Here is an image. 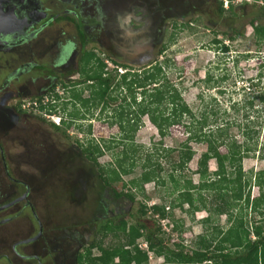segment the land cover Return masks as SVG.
Segmentation results:
<instances>
[{
    "label": "rangeland",
    "instance_id": "rangeland-1",
    "mask_svg": "<svg viewBox=\"0 0 264 264\" xmlns=\"http://www.w3.org/2000/svg\"><path fill=\"white\" fill-rule=\"evenodd\" d=\"M40 1L46 10H50L48 15L53 24L43 31V41L40 36L32 42H25L15 49V58L9 56L0 60V206L21 197L25 192L20 183H25L30 187L27 202L33 208L25 206L26 200H23L9 208L0 209V264H24L23 259L12 251V246L19 234L28 231V225L33 223L36 226L33 212L43 224L45 239L38 244L18 246V252L41 254L44 247L48 248L47 251H54L59 246L54 252L56 258L57 253L66 252L63 247L66 233L74 235L77 232L82 238L87 235L90 239L87 243L95 242L105 248L122 241L111 234L103 238L97 233L99 224H89L92 220L102 218L95 207V200L106 189L100 187L98 171L80 152L81 147L78 145H87L88 141L100 144L114 141L110 144L112 147L119 143L121 130L111 123L125 92L122 89L113 90L112 94L118 95V100L111 101L106 112L100 111L103 105L100 104L91 110L85 120H78L66 128L62 123L67 111L74 110L71 105L65 113L59 106L60 109L51 115L32 108L25 110L27 114L20 115L15 109L20 102L25 105L31 103L32 97L42 87L53 82V75L58 73L51 75V70L42 72L41 69H32L4 85L6 77L16 67L30 60L51 69L57 59L61 40L74 39L79 48L83 46L85 50H97L101 59L104 58L103 62L107 66L104 71L108 76L113 74L110 69L114 67L110 59L131 66V71L140 72L155 62L163 64L166 80L181 93L182 103L189 107L196 121L206 118L207 125L203 133L216 130V126L229 127L228 137L233 138L237 145H242L245 143L242 128L250 124L252 140L249 143L252 150L243 159L242 169L237 173L235 170L234 176L229 178L236 179L235 195L228 193V196L220 197L213 189L202 190V194L194 191L197 199L206 201L209 210L218 206V211L212 210V214L208 213L209 210L198 211L191 215L185 212L189 209L187 205L184 210H174L175 222L168 218L167 229L163 228L169 244L173 246L180 243L190 249L199 235L211 233L220 226L229 227L228 214L218 215L221 210H229L227 202L230 205L237 199L236 214L241 209L248 210L245 200L257 198L260 191L254 180L248 186L245 180L251 173L255 175L264 170V105L260 99L264 94V43L258 41L251 24L257 16L255 24L264 25V0H233V3H228L229 9L227 0H220L224 3L227 20L217 14L216 0ZM156 7L159 9L155 10ZM132 10L135 13L130 18ZM99 15L103 16V20L101 16L98 18ZM53 16L58 20L53 22ZM232 29L241 35L234 36L230 32ZM79 32L84 33L89 41H84ZM137 32L139 34L131 35ZM214 39H218L222 45H214ZM49 40L52 42L49 43ZM224 45L229 47V52L221 50ZM161 48L164 51L160 52ZM82 56L83 52L75 53L66 70L72 72ZM165 61L169 62L168 66L164 64ZM120 71L125 72L124 69ZM81 79L74 73L71 81ZM86 85L76 87L84 98L89 96ZM69 92L71 90L65 91L60 85L53 90V93L64 99L69 97ZM17 93L23 97L12 98ZM47 100L50 101L51 96ZM140 100L141 97L138 98ZM129 112V117L140 127L136 134L128 135L127 142L134 144L143 156L147 152L155 153L158 149L154 158H159V163L167 173L172 169L167 159L177 157L182 145L189 142L195 156L181 175L178 172L175 175L180 176L183 184L191 180L194 185L201 186L200 175L196 171L201 155L207 150V142L189 140L191 134L187 131L192 118L185 116L182 120H172L164 128L149 121L145 108H131ZM59 121L62 131H57L51 125ZM196 127L199 132V125ZM257 131H260L259 135ZM126 145L122 143L120 149H125ZM165 150H168L170 157ZM219 150L227 153L225 148ZM119 152L118 147L105 151L98 158L101 168L106 170L113 167L114 156ZM136 157L139 158V153ZM209 169L211 172L216 171L214 160L209 162ZM228 172L231 173L230 169ZM140 173L141 168L138 166L133 175L124 176L123 182L117 186L118 191L126 192L129 187L123 183H129ZM170 188L172 185L167 182L158 183L156 180L148 183L145 185L146 196L137 194L134 203L121 200L119 211L135 214L140 210L141 203L150 207L162 199L169 200ZM111 203L114 204V201ZM112 204L110 208L114 207ZM8 218L12 220L3 222ZM174 225L178 229L174 230ZM143 243L139 241L140 245ZM99 256V250L93 249L92 257ZM163 263L162 258H150V264Z\"/></svg>",
    "mask_w": 264,
    "mask_h": 264
},
{
    "label": "trees",
    "instance_id": "trees-1",
    "mask_svg": "<svg viewBox=\"0 0 264 264\" xmlns=\"http://www.w3.org/2000/svg\"><path fill=\"white\" fill-rule=\"evenodd\" d=\"M218 5L219 11L222 13L224 3L220 1ZM262 12L264 17V8ZM102 18L103 16H101V20H103ZM255 20L251 24L254 26L256 37L259 42L264 43V25L255 24ZM79 33L84 41H89L84 33ZM225 35L229 37V35ZM235 35H240V33H235ZM85 44L83 43V45ZM144 44L146 45V43ZM213 44L216 46L222 45L218 39H214ZM221 50L227 53L229 47L224 45ZM161 51H164V49L161 48ZM80 52H83V56L80 58L76 73H79L82 79L71 83L69 81L71 74L63 75L62 78L57 77L59 80L51 87L52 91L58 85L65 91L71 90L67 99L56 93H48L47 95L34 97L31 103H28L30 104L29 108L50 115L60 108L65 113L68 106L71 105L74 110L67 111L65 114L67 117L62 123L66 128H70L74 122L85 120L91 110H94L100 104H103L100 111L106 112V109H109V103L118 100V95L113 96V90L122 89L125 92L119 109L117 108L114 113V121L111 123L112 125L116 124L121 130L122 138L119 143L112 147L110 144H113L114 141H111L110 144L88 141L87 145H78L82 148V153L87 161L98 171L100 187L106 189V192L101 193V196H98L95 200V207L102 218L101 220H92L89 224H99L97 233L102 235L103 238L111 234L122 241L107 248L103 247L102 244L91 243L85 254L80 256V264H150V258L152 257L162 258L164 260L163 264H264V170L257 172L255 175L251 173L245 180L246 186L254 180L260 191L257 198L252 200L247 198L245 200L248 210L244 211L240 208L241 210L237 211L239 213L236 214L237 199L230 205L227 202L226 206L230 207L229 210H221L218 215L228 214L230 226L227 228L220 226L211 233L199 235L192 242L190 249L180 243L173 246L169 244L166 241V234L161 223L162 219L166 218H171L175 222L174 210L178 208L184 210L185 205L189 207L185 212L191 215L198 211H208L206 201L203 198L201 201L197 199L194 191L202 194V190L213 189L220 194V197L228 196V193L235 195L237 190L236 179L229 178L234 176L233 172L235 170L237 173L242 169L243 159L252 150L249 143V140H252L249 134L250 124L241 127L245 139V143L242 145H237L233 138L228 137L229 127L216 126V130H208V133H203L202 131L207 125L206 118L196 121L189 107L182 103L181 93L166 80L163 64L155 62L140 72L137 70L131 71V66L110 59L114 67L110 69L113 74L108 76L104 71L107 67L103 62L104 58L101 59L99 53H95L93 49L87 51L84 47L81 48ZM168 63V61H165L164 64L168 66ZM97 65H100V67L97 68ZM39 69L45 70L46 68L39 66ZM121 69L125 71L122 74H120ZM84 84H87L86 87L89 91V96L85 98L82 96V92L76 89V87ZM50 96L51 100L49 101L47 99ZM139 97H141L140 101H138ZM260 99L264 105V94L260 96ZM22 105L24 106L25 103L20 102L16 106L19 112ZM250 106H253L252 103H250ZM131 108H145L149 121L155 126H163L164 128L172 120H182L185 116L189 119L192 118L188 127L189 131H187L191 134L189 140L198 143L207 142V150L201 155L198 162L199 168L196 171L200 175L201 186L194 185L191 180L183 184L179 179L180 176L176 177L175 175V172L181 175L195 156V151L188 145L189 142L182 145L177 157L167 159L172 168L170 173L164 172L165 169L159 163V158H154L158 154V149L155 153L147 152L143 156L134 144L127 142L128 135L136 134L140 127L139 123L129 117ZM82 110L85 113L82 114ZM66 120H69V122L67 123ZM51 125L57 131H62L61 123L60 125L56 123ZM197 125H199V132ZM88 131L90 133L91 127ZM257 132V135H259L260 131ZM122 143L127 144L123 150L120 149ZM117 147L120 152L114 156L113 167L106 170L102 169V166L98 163V158L103 156L105 151H111ZM221 148H225L227 153H221L219 150ZM165 152L170 157L168 150H165ZM137 153H139V158L136 157ZM211 160H214L217 165L214 172L209 169ZM138 166L141 168V173L130 179L129 183H123L129 189L126 192L118 191L117 186L123 182V177L133 175ZM229 169L231 173L228 172ZM156 180L158 183L167 182L172 185L168 192L169 200L162 199L160 203L150 207L146 203H141L140 210L135 214L130 211H119L118 207L121 200L134 203L137 194H141L143 197L146 196L145 185ZM20 185L24 187V192H26L25 183H20ZM112 200L114 204L111 203ZM238 202L240 201L238 200ZM111 204L114 205L113 208H110ZM218 208V206H214L208 213L212 214V210L216 212ZM33 215L36 218L35 212ZM131 219L132 221H130ZM176 229L178 227L174 225V230ZM139 241L144 243L140 245ZM144 244L147 245L146 249L143 248ZM93 249L99 250V257H92Z\"/></svg>",
    "mask_w": 264,
    "mask_h": 264
},
{
    "label": "flooded vegetation",
    "instance_id": "flooded-vegetation-1",
    "mask_svg": "<svg viewBox=\"0 0 264 264\" xmlns=\"http://www.w3.org/2000/svg\"><path fill=\"white\" fill-rule=\"evenodd\" d=\"M228 3L232 2L233 0H227ZM220 0H216V3H219ZM227 3V9H229ZM217 14L219 17L224 18L225 17V11L222 13L219 11V5L217 4ZM132 9L134 7L132 6ZM159 7H156L155 10H158ZM50 10H46L44 7L43 2L40 0H0V60H4L6 57L12 56L15 58V49L18 48L20 45L24 44L25 42H32L35 39H38L40 36L43 35V31L49 28L50 26H53L52 22L50 21L49 12ZM135 11H131V15H129L130 18L134 17ZM157 13V11L155 12ZM257 17V16H256ZM255 17V18H256ZM129 18V19H130ZM226 18V17H225ZM53 19L55 22L56 18ZM103 19V18H102ZM136 19V18H135ZM227 20V18L225 19ZM252 27H254L252 25ZM254 30V29H253ZM3 32H7L8 34H5ZM140 32V31H138ZM133 33L139 34V33ZM234 36H240L235 35V33H239L238 31L231 30L230 31ZM255 32V30H254ZM44 36V35H43ZM43 36L41 37V42L43 41ZM79 36L80 33H79ZM256 36V34H255ZM81 38V37H79ZM50 39V38H49ZM55 39V38H54ZM86 41V40H85ZM52 42L49 40V43ZM82 47L79 48L78 43L74 39H67V40H61V47L59 48L58 55L56 61L53 63V67L47 68L45 70H42V72H46L51 70V75L54 73H58L56 75H53L52 80L50 84H48L45 87H42L38 94H36L34 97H40L42 95L53 94V91L51 90L52 85H54L55 81L59 80L57 77L62 78V76H67L69 74H76V71L78 70L79 63L81 59H78V62L76 63V67L72 72H68L66 69L69 66V62L72 59V56H74L75 53H80ZM88 51V50H87ZM95 53H98L97 50H93ZM80 57V56H79ZM38 66V67H37ZM39 64L35 63L34 61L30 60L26 64L20 65L19 67H16L15 70H13L8 77H6L4 81V85H7L8 82H10L11 79H17L21 75H23L25 72H30L32 69H39ZM46 68V67H45ZM79 76L80 74L77 73ZM72 75L69 76V81H71ZM50 78L49 76H47ZM55 79V81H54ZM21 94L17 93L12 98L20 99ZM32 97V98H34ZM23 101V100H22ZM4 102V100L2 101ZM4 105V104H3ZM17 106V105H16ZM16 109V107H15ZM26 109L23 108V105L21 106L20 115L27 114ZM79 148V147H78ZM80 152L82 153V148L80 149ZM83 154V153H82ZM46 164L47 161H45ZM52 165V164H50ZM56 167V166H55ZM50 169L53 167H49ZM48 170V169H47ZM50 171V170H49ZM48 171V172H49ZM54 171V170H52ZM55 173H58L55 171ZM51 174V173H50ZM49 174V175H50ZM48 175V177H49ZM53 179V178H51ZM26 192L19 198V201L15 202L11 206L15 204L21 203L23 200H26L25 206L31 207L32 205L27 202V193H29V186L26 185ZM26 195L25 198L23 196ZM17 199L13 200L12 202L16 201ZM12 202L8 203L11 204ZM6 204V205H8ZM4 205V206H6ZM2 206V207H4ZM9 206V207H11ZM7 207V208H9ZM1 208V207H0ZM5 209V208H4ZM33 209V208H32ZM34 213V212H33ZM12 218V217H11ZM6 219L3 220L6 222L11 221L12 219ZM34 221L36 222V226L31 223L28 225L27 232H24L22 235H18V239L15 243H13L12 251L23 259L24 264H80V256L85 254L86 249L90 245V243H87L90 241L89 237L86 235L85 238H82L79 233H75L74 235H70L66 233V236H64V249L66 252H60L57 253V257L55 258V253L57 251V247L54 251H47V247H44L41 254H25V252H18L17 247L18 246H26L31 244H38L40 241H43L45 238L44 236V228L42 222L36 217L34 218ZM36 232V233H35ZM41 238V239H40ZM59 245V244H58ZM63 251V250H61ZM7 259V257H6Z\"/></svg>",
    "mask_w": 264,
    "mask_h": 264
},
{
    "label": "built area",
    "instance_id": "built-area-1",
    "mask_svg": "<svg viewBox=\"0 0 264 264\" xmlns=\"http://www.w3.org/2000/svg\"><path fill=\"white\" fill-rule=\"evenodd\" d=\"M228 3V1H226V4ZM110 64V63H109ZM123 73V71H120V74H122ZM30 107V104H27V105H24L23 106V108L24 109H27V108H29ZM57 124L59 125L60 124V121L59 122H57ZM161 223H162V226H163V228L164 229H167V225H168V218H166V219H162V221H161ZM143 248H147V245L146 244H144L143 245Z\"/></svg>",
    "mask_w": 264,
    "mask_h": 264
},
{
    "label": "water",
    "instance_id": "water-1",
    "mask_svg": "<svg viewBox=\"0 0 264 264\" xmlns=\"http://www.w3.org/2000/svg\"><path fill=\"white\" fill-rule=\"evenodd\" d=\"M0 31H2V29H1ZM3 33L8 34L7 32H3ZM25 197H26V195L23 196V198H25ZM19 200H21V198H20V199H17L16 201L12 202L11 204H8V205H6V206H4V207H1L0 209L7 208V207L11 206L12 204H14L15 202H17V201H19Z\"/></svg>",
    "mask_w": 264,
    "mask_h": 264
},
{
    "label": "clouds",
    "instance_id": "clouds-1",
    "mask_svg": "<svg viewBox=\"0 0 264 264\" xmlns=\"http://www.w3.org/2000/svg\"><path fill=\"white\" fill-rule=\"evenodd\" d=\"M124 73V72H123ZM57 124V123H56ZM58 125V124H57ZM60 125V124H59Z\"/></svg>",
    "mask_w": 264,
    "mask_h": 264
}]
</instances>
